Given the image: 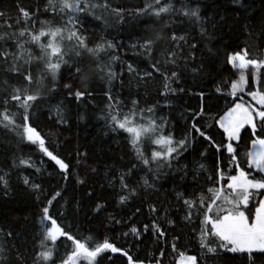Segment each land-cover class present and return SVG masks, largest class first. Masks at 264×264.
Returning <instances> with one entry per match:
<instances>
[{
  "label": "snow or ice",
  "instance_id": "obj_1",
  "mask_svg": "<svg viewBox=\"0 0 264 264\" xmlns=\"http://www.w3.org/2000/svg\"><path fill=\"white\" fill-rule=\"evenodd\" d=\"M176 2L142 0V6L124 7L114 0H35L24 6L16 0L15 15L10 7L0 10V264H116L117 256L126 264H264V16L257 24L253 13L243 26V47L236 44L226 53L224 63L236 78L216 83L214 93L226 111L207 123L213 92H193L187 77L195 80L205 63L209 75L223 71L216 69L215 46L233 47L218 35L227 18L205 0ZM232 2L245 11L252 7ZM114 25L146 35L130 36L126 44L109 38ZM125 91L127 102L121 98ZM153 91L159 98L149 104L144 98ZM182 95L199 103L186 109L187 116L181 113L184 131L177 137L164 109ZM98 99L103 107L96 119L114 134H127V164L110 179L105 172L122 215L108 213L103 226L126 229L119 246L109 235L75 234L58 222L82 211L99 217L108 207L87 174L79 173L82 164L97 173L86 164L87 152L77 145L74 153L61 155L51 147L69 142L59 141L60 130L71 131L73 115L77 125L86 121ZM45 119L47 132L41 127ZM214 127L222 129L219 143ZM242 132L251 146L238 154ZM146 142L156 146L150 155ZM24 148L41 154L39 164ZM210 151L211 172L198 161L191 172L181 163L192 152L207 159ZM225 163L234 174L225 172ZM73 181L88 188L79 198L67 194ZM17 187L39 206L35 224L29 215H17ZM37 225L29 251L27 229ZM133 248L149 251L141 258L131 254Z\"/></svg>",
  "mask_w": 264,
  "mask_h": 264
},
{
  "label": "trees",
  "instance_id": "obj_2",
  "mask_svg": "<svg viewBox=\"0 0 264 264\" xmlns=\"http://www.w3.org/2000/svg\"><path fill=\"white\" fill-rule=\"evenodd\" d=\"M35 0H21V3L24 6H28L30 4H34ZM206 3L209 5H212V8L215 12H219L220 16H225L226 23H225V29L224 33H218V35L223 34L224 35V41L225 44L231 42L233 44V47L226 48L223 44L216 45L215 47L219 49V61L216 64V69H223V71H219L217 74L216 71L212 72V75H209V67L207 63H205V69L204 72L200 75L195 77V80H193V77L191 74L188 75V86L191 87L193 92H198L200 90H204L206 93L210 90L213 92V95L211 97V113L213 119L207 120V123H214V119H218L220 115L223 114L224 111H226V108L224 106V99L222 97H218L214 93L215 85L216 83L225 80V79H235V76H232L230 69V66L225 65L226 60V53L236 50L235 45L239 44L240 47H243L244 42L247 40V36L244 34L243 26L247 23V20L249 17L253 16L257 24H259L260 17L264 16V7H262L261 0H255V3H252V0H242V2L247 4H252L251 9L248 11H245L243 8H241L239 5L233 4L232 0H215V3H213V0H205ZM15 3L16 0H0V10H4L5 7L12 8V14L15 15ZM114 5H121L124 7H134V6H142V0H114ZM176 6H179L178 0L176 2ZM209 14H214L209 13ZM50 18V17H45ZM168 18L165 17L164 20H167ZM219 19V16L217 17ZM164 21H161V24H163ZM96 27H99L96 25ZM143 27V25L141 26ZM149 27H156L154 25H149ZM110 35L109 38L112 36H115L117 41L123 40L126 44H130L132 40L129 39L130 36L133 38L135 35H146V33H138L136 29H134L131 25H125L121 27L120 25H114L112 29L109 30ZM97 37L93 35L92 39L95 40ZM162 47L157 49V52H161ZM206 54V50H205ZM123 55V53H122ZM132 56V51H127V57ZM125 57V58H127ZM195 66V65H193ZM143 67V65H141ZM214 77V78H213ZM175 86V85H174ZM180 86H185L184 84H181ZM251 89H246V91H250ZM135 92V89H133ZM141 95H143V90H141ZM122 99H125V102H127V91H125L124 95L121 97ZM159 97L153 91L151 95L145 97L144 99L147 100V103L151 104ZM244 99L249 100L250 98L247 97V95H244ZM98 107L93 109L91 106L87 109L89 118L84 121L80 122L78 125L75 120V115H73V122H72V129L71 131H67L64 129H61L62 135L58 138L59 141H65L66 138L69 142H66L63 144V146L57 148L55 144H52L51 147L58 151L61 155H66L68 152L72 151L74 153L75 148L77 145L80 146V151L87 152L88 159L86 161V164L91 167H96L97 173L93 174L90 171V168L84 167L82 164L79 168V173L81 176H84L87 174L88 176V184L91 185L95 191L96 194L108 201V207L101 216L94 217V214L92 213H85V211H82L79 213V215H74L72 213L68 214V217H60L58 219V222L62 224V226H69L70 225V231H72L75 234H83V235H96L98 238H103L104 235H109L110 237L114 238V241L118 244H122L123 237L119 236V233L122 231H126V229H122L119 226L115 227L114 231H110L109 226L108 228L104 227L103 225L106 224V221L104 220V217L107 216L108 213H113L117 216L119 219L122 215V211L120 210L119 206L116 205L113 190L108 187L107 179L105 178V172H109L108 178H111V172L115 169L121 168L124 165L127 164V160L129 158L128 149L126 146V140L125 136L127 134H114L107 130L104 126L103 121H98L96 119V115L99 113V109L103 107V102L99 99L96 101ZM143 103V100H142ZM199 103V100L197 97L193 95H182L178 99H174L172 103V108H165L164 113L169 114L170 118L172 120V123L175 124L174 129H169L175 132L177 137H179L183 131V125L185 123V120L182 118L181 113H184L185 116L188 115L186 112V109L197 108ZM231 106V105H229ZM73 112L75 113V108L73 109ZM160 113H158L159 115ZM205 121H201V123H204ZM41 127L45 132L49 130V123L45 119L41 122ZM107 132V134H105ZM213 134L215 136L216 141L219 143L222 140H224L222 129H219L218 127L213 128ZM235 144V143H234ZM250 138L248 133L242 132V140L239 142V153L242 154L247 151V148L250 147ZM198 147V145H197ZM156 148L155 145L148 144L146 142L145 144V151L147 155H150L151 151ZM24 152L30 153L34 152L33 160L39 164L41 159V154L39 152H35L34 148H24ZM124 157L123 160L120 158ZM224 157H227V153H224ZM243 159V157H241ZM46 161V167H48V170L51 171V162L47 161V158H44ZM193 161H198L199 163H204L209 170V172L212 171L213 164H214V156L212 152L210 151L208 154L207 159H202L199 157L198 152H192L191 155H188L185 160L181 161V163H187L189 165V170L191 172L193 168ZM0 164H3V161L0 160ZM109 166L107 169L105 166ZM114 166V167H113ZM242 167H245L244 164H242ZM224 170L226 173L234 174L231 169L227 168L226 163L224 165ZM143 175V173H141ZM13 182L15 186V179L16 175L13 173ZM53 183H55L53 181ZM118 187V185H117ZM166 188H171V185H165ZM88 188L87 186L80 187L76 186L74 181L72 184L69 185V191L68 195H76L77 198L84 195L87 192ZM18 195L20 196V200L18 201L20 211L17 213L19 216L29 215L30 219L33 224L36 223V215L39 211V206H37L30 198L26 196V194L23 192V190L19 187L16 189ZM189 192H191V189H189ZM170 199H173L172 197H169ZM173 203H175L173 199ZM90 204L89 201H85V207L87 208V205ZM27 205V206H25ZM147 209L145 208V212ZM54 218L58 217V212L53 211ZM39 230V226L37 225L35 228L28 227V239H29V251H31V244H32V236ZM117 237H119L117 239ZM63 240V238H61ZM61 250H63L61 248ZM149 249H144L143 251H137L136 248L132 249L131 254L133 256H136L139 254L141 258H145L147 252ZM116 264H126V262L120 258L116 257Z\"/></svg>",
  "mask_w": 264,
  "mask_h": 264
},
{
  "label": "rangeland",
  "instance_id": "obj_3",
  "mask_svg": "<svg viewBox=\"0 0 264 264\" xmlns=\"http://www.w3.org/2000/svg\"><path fill=\"white\" fill-rule=\"evenodd\" d=\"M245 101H250V99L249 100H247V99H244ZM235 143V142H234Z\"/></svg>",
  "mask_w": 264,
  "mask_h": 264
}]
</instances>
